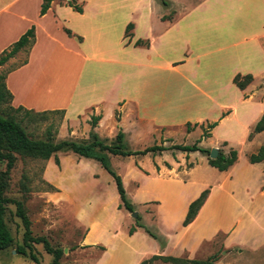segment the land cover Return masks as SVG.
I'll use <instances>...</instances> for the list:
<instances>
[{"label": "rangeland", "instance_id": "rangeland-1", "mask_svg": "<svg viewBox=\"0 0 264 264\" xmlns=\"http://www.w3.org/2000/svg\"><path fill=\"white\" fill-rule=\"evenodd\" d=\"M57 1L66 4L68 0ZM85 2L91 7L87 16L98 13L103 19L98 40L90 34L88 40L99 47L98 57L111 56L110 61L128 60L131 64L123 67L112 62L70 61L55 42L48 40L43 44V56L36 57L37 63L44 62L46 67L33 66L29 70L25 76L27 84H23L26 93L43 98L41 103L46 105L55 100L53 97H68L86 82L91 85L101 82L102 86L110 78L115 84L112 96L117 95L121 86L127 87L123 95L134 97L133 103L141 108L144 120L142 127H135L131 108L132 114L128 113L120 125L121 107H116L114 117L109 118L113 110L107 104V117L99 119L96 125L99 129H94L106 143L114 142L116 133L122 129L131 150L153 144H193L200 139L198 145L207 152L109 154L110 164L121 175L127 198L137 211L136 217L133 211L118 208L120 200L114 180L97 161L72 152H59V165L53 157L41 160L17 156L5 193L9 199L5 222L13 244L0 250V264H35L29 256L16 251L17 245L23 243L24 226L16 213L15 201L21 202L30 220L32 236L63 251L60 264H139L155 254L199 260L213 257V264H264V195L255 196L252 186L249 187L252 208H247L248 201L241 188L238 199L243 205L236 209V215L230 213L235 210L230 200L213 209L217 225L220 221L224 222L223 227L229 225L231 217L239 221L232 239L239 246H225L226 233L219 232L190 253L176 236L182 229L185 201L201 187L202 190L219 187L224 178L223 172L208 162L212 158L210 149L217 148L218 154L225 155L236 149L238 168L243 174L249 155L264 146V130L253 132L264 113V0H78L82 6ZM129 22L136 24V29H130L133 35L127 38L124 35ZM168 22L179 24L163 31ZM75 37L82 41L80 36ZM135 37L148 39L151 49L139 46L143 48L140 52L134 48ZM35 39L34 28L32 45ZM26 56V52L14 55V62L0 67V77L24 64ZM189 57L195 58L188 60ZM170 61L176 62L175 67L169 66ZM40 71L44 74L38 83L35 79ZM237 73L253 75L244 90L232 82ZM15 108L9 100L0 105V111L21 121L31 138H46L50 130L55 141L90 140V122L95 115L90 110L70 120L63 110L30 108L46 113L27 116L24 110ZM215 121L217 125L208 129V124ZM188 122L191 131L187 130ZM137 129L143 133V141L134 136ZM205 131L209 136H204ZM5 170L6 162L0 161V179ZM251 177L255 178L252 173ZM218 191L214 193L216 199ZM137 219L156 238L139 227L133 236L129 235L128 230L136 225ZM32 250L39 264H53V254L42 241L32 242ZM148 264L175 263L159 258Z\"/></svg>", "mask_w": 264, "mask_h": 264}, {"label": "crops", "instance_id": "crops-1", "mask_svg": "<svg viewBox=\"0 0 264 264\" xmlns=\"http://www.w3.org/2000/svg\"><path fill=\"white\" fill-rule=\"evenodd\" d=\"M41 3L42 0H0V53L9 47L13 42L17 41L19 37L32 25H34L36 36L35 43L28 49L26 48L27 51L26 49H21L15 54L18 56V54L26 52V62L12 70H9L5 75L6 87L12 94L11 104L15 107H28V109L37 108L43 110H63L66 117L70 118V120L71 117L83 115L89 110L95 115H101L100 119L102 120L107 117L105 115V107L107 104H110L113 113L112 116L111 114L108 115L109 118L114 117L113 115L116 107H121L122 116L121 120L118 122L120 125H123L124 119L128 116V113H131V108H133L132 120L136 123L135 127H142L144 120L143 114L141 113V108L138 104L133 103L134 97L129 98L127 95H123L124 89L127 88L125 86H121L116 92L117 95L112 96L113 91L115 90V84L110 81V78H108L107 82H104L102 86L100 85L101 82H92L93 85L86 82V84L82 87L77 85L78 87H76V90H72L68 97L66 95L53 97L55 100L48 101L51 104L46 105L41 103L43 98H35L33 96L30 97V93H26L27 90L23 89V84H27V77L25 78V76H27L26 74H28L29 70H32L33 66L36 68L41 66L40 69H44L43 67H46V65L44 66V62L42 63L41 61H38L37 63L36 57L43 56V53L45 52L43 44L48 40L55 42L58 48L65 53L67 59H70V61L81 60L82 63L85 61H92L95 63L112 62L115 64L119 63L123 67H125L124 65L126 64H131L128 60L122 61L115 59L113 60L114 62L110 61L109 59L111 56H107L108 58L98 57V53H100L98 52L100 50L99 47L90 43L91 41L88 42V40L90 35H92V37H96L98 40L99 36L102 34L101 23L103 22V19L98 15V13L87 16L86 13L91 7H89L86 2L82 6L83 12L79 13L65 3L61 4L57 0H52L50 8L47 12L40 15L39 11ZM71 18H74V21H72L73 23L71 22ZM159 20L162 23L165 21L161 19ZM178 24L179 22L169 23L165 26V28H163V31L167 32L168 30L174 28L173 26H178ZM65 27L71 31L72 35L69 36L65 33ZM134 28L136 29V24ZM149 29H151V26H149ZM76 35L80 36L82 41H78L75 37ZM137 39L138 38L135 37V40ZM133 47L140 52H143L142 47ZM151 47L152 44L149 42L147 50H150ZM124 52L126 53L127 51ZM102 53H105V51ZM194 58L195 57H189L188 60H192ZM15 60L16 59L14 57H11L6 61L7 63H5L8 65ZM169 63L170 67H175L176 65V62L170 61ZM40 73L41 74L38 75V78L35 79L38 83L42 82L40 78L43 76L44 72L40 71ZM85 85H87V87ZM119 103L121 105H119ZM101 122H99V125H101ZM98 129V126L95 127V130ZM134 136L143 141V133H140L138 129L135 130ZM238 160L239 159L237 158L236 162L227 170L221 171L224 174V178L219 187H211L205 202L199 209L194 220L188 225L182 226L178 235L176 234V236H178L179 239L181 238L186 244L185 247L190 253H194V250L200 246L202 241L211 240L219 232L226 233L224 239L225 246L230 247L240 245L232 243L233 236L235 235L239 225V221L237 219L234 220L233 217H231V223L225 227H223V221H220L217 225L213 220V216L216 212L215 211L213 213V209L216 207L215 205H219L221 202V207L225 200L233 202L235 210L230 208V213L232 215H236V209L239 210L243 205L238 199L240 191L244 190L243 193L248 201V209L252 208L253 204L252 194L249 193V187H255V196H259V194L264 195L263 162H246L244 164L246 173L241 174L240 169L238 168ZM154 172L157 173L156 170H154ZM251 173L254 175V179L251 177ZM202 189V187L197 189L185 201V204L182 206L181 221L187 212L189 203L199 195ZM215 190H219L218 193L220 195L218 196V199H216V195L214 194Z\"/></svg>", "mask_w": 264, "mask_h": 264}, {"label": "trees", "instance_id": "trees-1", "mask_svg": "<svg viewBox=\"0 0 264 264\" xmlns=\"http://www.w3.org/2000/svg\"><path fill=\"white\" fill-rule=\"evenodd\" d=\"M52 0H42L39 14L43 15L50 8ZM66 5H69L73 10L82 13L83 7L78 0H68ZM134 27L132 22H129L125 28V37L130 38L133 34L129 33L130 29ZM68 35H72L69 29H65ZM34 41V26L30 27L26 32H24L17 41H15L9 48L2 51L0 54V66H2L9 58L13 57L21 49H26L32 45ZM134 46H149V40L137 39L134 42ZM253 80V75L247 73L241 75L237 73L234 75L232 82L240 90H244L247 85ZM12 100V94L5 84V76L0 77V105L4 101ZM24 110L25 115L32 116L34 114H39L40 116L45 115L46 111H33L31 109H25L23 106H18L15 108V111ZM227 113H223L224 116ZM100 115H92L91 117V131L89 132L90 140L88 142L80 143L73 140H60L55 141L50 130L47 131V137L43 139L31 138L23 127L21 121L13 114L4 113L0 111V161L6 162V170L2 173L0 179V250H5L13 244V237L10 230L8 229L5 222V210L6 205L9 202L8 197H5V193L9 188V173L12 169L17 156L21 157H30L34 159L48 160L53 157L54 162L59 165V152H72L85 159H93L97 161L100 166L107 171V173L113 178L116 191L119 197L118 208H125L129 211H134L132 203L128 200L126 195V189L121 175L114 170L110 164V155H120V156H131V155H156L160 154L163 151L167 150H177L185 153L190 152H207V150L197 142L193 144H172L170 146H165L163 144H153L144 147L139 150H131L126 145L124 140L125 133L122 129H119L115 135L114 142L106 143L97 132L94 131ZM117 121L120 120V113L116 115ZM187 130L191 131L192 125L190 122L187 124ZM197 123H195V126ZM217 125V122H212L208 124V129H212ZM264 130V113L261 115L260 119L256 122L253 132H261ZM204 136H209V132L205 131ZM237 160V150H230L228 155L219 153L216 158H209L208 162L212 167L217 168L219 171L227 170L231 165H233ZM264 160V146H260L259 149L251 153L248 157L250 163H257ZM169 167L168 164H166ZM158 170V168L156 167ZM209 189H204L200 194L192 200L187 208V212L182 220V226L188 225L194 220L199 209L205 202ZM16 203V213L21 218V221L24 226L23 232V243L17 245V253L29 256L35 264H39V260L36 254L32 250V242L44 243L46 250L53 254V264H60V258L62 256L61 249H53L50 247L49 243L45 239L34 238L32 236L30 228V220L28 219L26 213L23 210L22 204L20 201H15ZM140 219V218H138ZM136 222L135 226H131L128 230V234L132 235L137 227L143 228L150 236L156 238V236L140 221ZM28 250H27V249ZM163 259L170 260L175 264H213V257L207 258L205 260L199 259H187L180 257L167 256L163 257L161 255H152L149 259L142 260L139 264H148L154 259Z\"/></svg>", "mask_w": 264, "mask_h": 264}, {"label": "water", "instance_id": "water-1", "mask_svg": "<svg viewBox=\"0 0 264 264\" xmlns=\"http://www.w3.org/2000/svg\"><path fill=\"white\" fill-rule=\"evenodd\" d=\"M210 157H212V158H216L217 157V155H218V149L217 148H211L210 149ZM132 215L134 216V217H136L137 216V211H133L132 212Z\"/></svg>", "mask_w": 264, "mask_h": 264}, {"label": "bare ground", "instance_id": "bare-ground-1", "mask_svg": "<svg viewBox=\"0 0 264 264\" xmlns=\"http://www.w3.org/2000/svg\"><path fill=\"white\" fill-rule=\"evenodd\" d=\"M133 236V235H132ZM131 237V236H130Z\"/></svg>", "mask_w": 264, "mask_h": 264}]
</instances>
